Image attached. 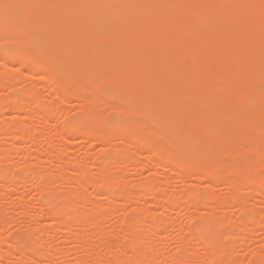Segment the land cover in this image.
Returning a JSON list of instances; mask_svg holds the SVG:
<instances>
[{"label":"bare ground","instance_id":"6f19581e","mask_svg":"<svg viewBox=\"0 0 264 264\" xmlns=\"http://www.w3.org/2000/svg\"><path fill=\"white\" fill-rule=\"evenodd\" d=\"M148 1V4H144L140 0H0V90L9 93L6 98L0 97V163L6 160L2 152L6 146L9 151H14L18 155L22 151L29 153L30 148L26 147L27 143H29L27 146L32 145L30 147L35 148L33 154L25 156V161L29 163L27 165L29 168L26 169L28 172L25 170L28 174H21L22 167L20 168V163L16 165L17 161L14 162L15 168L10 163L7 169L0 170V187L4 188V193H0V196L11 195L9 197L11 198L17 195V186H30L29 190L33 187L41 206L38 211L37 208L34 210L31 207V213L25 212L27 210L26 206H23L25 202L23 195L17 196L16 200L14 198L16 203L13 202L15 204L12 206L18 204L25 207L21 216L24 214L28 219H51L53 222L47 228L38 227L36 237L34 232L33 238L31 234L30 237L25 236V241L27 237L29 239L28 243L23 241V244L20 245V242L17 244L21 241L22 234L19 236L20 240L17 239V243L7 241L6 238L3 241L1 238L0 264H31L33 261H38L40 264L39 260L46 261L52 253L48 250L50 246L44 247L45 238L49 239L48 233L51 230L54 231V233L51 231L54 236L56 231L57 235L74 237V241L78 244L80 241V244L78 246L76 244L72 249L75 250L74 254L77 252L80 256L86 257V259L80 257L78 262L80 264L104 262L102 257L92 253V251L95 253V250L90 245L95 237L102 235L106 240L105 243L99 242L100 238L97 237L96 240L101 245L96 243V240L93 244L95 247L98 244L97 248L102 245L109 248L112 261L108 263H156L157 260L151 253L158 248L156 236L172 217L168 218L164 213L166 216L155 218L151 215V210V212L145 210L143 213L140 209L138 211L137 207L132 209L134 206L131 211L128 210L127 213H131H128V218L122 220L121 224L126 228L123 236L126 235L130 242L127 246L126 259L125 254L121 252L122 255L124 254L122 259V255H119L122 249H118L115 243L116 231L120 226L119 219L115 230L110 229L111 234L103 233L100 222L104 220L103 214L109 216L113 210L116 211L117 200L121 197L129 199L130 202L141 200L148 204L146 207L156 206L161 212H169L170 207L175 203L176 192L168 188L165 191L162 186L166 183L154 178L153 174L166 172L165 174L170 178L174 176L173 178L177 177L180 181L189 178L191 180L192 175L203 174L205 166L211 167V165L217 167L212 166L213 168L207 169L205 178H192L193 182L197 179L204 180L207 183L204 189L193 183L187 188L186 185L184 189L186 195L183 197L185 199L183 205L188 203L186 206L193 210H198L200 206L204 209L194 226L193 240L205 250L203 251L205 263L207 261L208 264H240L241 260L233 255L237 245L234 246L235 248L230 246L233 243L223 246L221 242L231 233L235 235V229L236 232L241 228L250 232L249 228L255 224L254 221H258L246 201H248L247 193L256 194L264 200V164L261 162L264 161V138L251 133L256 132L260 135L258 124L262 118L255 109H246L245 123L235 125L233 115L243 109V105L231 99L242 95L259 76L256 66L258 62H255L253 56L257 53L259 57H264V0ZM92 7H99V13L89 12ZM147 12H152V16H147ZM239 17L247 19V26H237L236 21ZM208 21L211 23L210 27L206 24ZM224 21H228L231 26L224 34L222 33L220 41L216 42L215 29ZM98 24L111 25L112 29L103 30L101 26V28L97 26ZM153 27L156 31H153ZM86 33H90L91 38L83 39L82 36ZM127 35L131 37L128 45L142 49L151 48L156 52L157 58L153 60L149 57L153 52L147 55L144 51L139 55L135 53L127 60L124 57L126 60L123 62L124 69L120 70L122 73L117 71V76L103 69V59L87 60L99 53L104 56L112 54L115 59V56H119L124 50L122 45L125 44L124 37ZM103 38L109 40V43L103 48L99 49L100 46L98 49L94 48V43ZM242 42L244 46L239 47V52L250 57L244 62L234 61L231 53L220 52L221 45L229 46ZM105 58L107 61L108 58L106 56ZM82 60L88 61L83 66L87 67L89 73L87 82L93 85V90H88L90 88H85L86 84H82L83 80L80 78L82 74L79 72L81 70L77 65ZM213 65H216V76L226 82L219 91L212 81L199 78L209 68L212 70ZM235 65L247 73L242 75L232 72L231 68ZM22 69L26 71L22 77L16 75L20 74ZM211 74L213 73L210 72L209 75ZM122 75L124 79L133 77V81H121V78L119 80V76ZM38 77L37 80L44 82L42 86L49 89L47 95H42L45 98L48 96V99L50 97L52 100L48 101L51 103H48L47 99L45 102L44 98L38 95L36 91L39 86L37 88L36 85L32 86L31 82H36L35 78ZM180 77L184 79L180 80ZM21 79L27 83L29 81L27 87L31 85V88L17 90L15 86ZM237 85L241 88L236 87ZM123 91L127 93L121 96L120 92ZM263 98L264 91L259 90L250 96L248 103L258 102ZM70 100L81 103L78 108L80 106L82 108L80 107L81 109H78L79 111L70 120L68 119L65 125L63 123L59 129L55 127L54 130L52 129L53 133L50 132L53 137L58 138L63 149L49 142L44 147L39 143L43 139L38 138L40 141L37 142L39 137L37 134L51 123L54 113L59 111L65 113V110L66 112L69 110L58 107L59 102L66 104ZM178 102H187L188 106L178 105L176 109L171 110V105ZM199 105H203V109L199 110ZM220 105L225 106L222 112L218 111ZM260 111L262 112L263 109ZM214 112L215 118L211 119V114ZM30 117H34V120ZM178 123L185 124L186 128L179 129ZM76 137L91 142L92 138L95 143L102 146V148L99 146L98 154L96 153L98 160L95 163L92 161L93 158L89 159V153L87 155L85 153L86 156L80 159L73 157L71 145ZM235 139H241L243 143L235 144L233 143ZM43 150L46 158L49 159L48 163L54 158L52 161H56L61 166L56 175L34 172L33 168ZM144 153L150 158L152 156L157 158L156 162L148 163L154 171L153 176H148L140 184L138 192L133 193L127 186L125 189H120L119 184L122 181L119 180L126 174L121 177L119 176L121 173L113 169H117L119 163L126 166V162L138 160L142 164L146 161L141 159ZM145 155L144 159H146ZM254 157L263 160L258 158L260 160L258 161ZM148 165H144L145 168ZM92 168L97 170L96 175L92 174ZM31 178H36L35 184ZM57 180L69 189L63 193L57 191L54 187ZM218 181L229 190L227 197L223 194V197L221 194L218 196L215 194V183ZM100 185L103 187L101 191L97 190ZM7 206L0 208V237L5 227L3 222L6 219L3 218L9 213L6 210ZM228 206H235V209L244 215L246 221L242 219L237 220L238 222L231 221L230 218L229 222L228 220L223 222L226 217H230L229 212L225 211ZM96 217L102 220L97 221ZM220 218L224 219L220 220ZM227 222H233L235 226ZM225 223L235 229L231 232ZM86 228H89V232ZM27 229L29 230L30 227ZM19 230L23 233L25 228ZM26 230L25 233H28ZM179 230L180 227L177 231ZM83 231L88 232L87 238H83L85 235L82 237ZM16 232L19 235V231ZM239 234L236 237H240ZM16 238L18 236L15 240ZM157 240H159L158 236ZM189 244L181 240L180 254L169 264H186V260L198 256L194 251L188 259V252L185 253L187 251L185 249ZM157 250L159 249L154 252ZM122 251L125 252L124 249ZM64 253L65 251L62 252ZM153 255L157 259L158 254ZM82 259L83 263H81ZM68 261L66 260V264L69 263ZM249 264H264V258L250 261Z\"/></svg>","mask_w":264,"mask_h":264},{"label":"rangeland","instance_id":"374dc122","mask_svg":"<svg viewBox=\"0 0 264 264\" xmlns=\"http://www.w3.org/2000/svg\"><path fill=\"white\" fill-rule=\"evenodd\" d=\"M140 1H142L144 4H148L149 3V1L148 0H140ZM100 8L99 7H92V9L90 8L89 9V12H91V13H93V14H98L99 13V10ZM226 11V10H225ZM147 16H149V17H151L152 16V12H147ZM245 21V22H244ZM207 24V26H209L211 23L208 21V23H206ZM236 24H237V26H239V27H244V26H247V19L245 18V17H239L238 19H237V21H236ZM239 24V25H238ZM98 27H102V29L103 30H107V31H109V30H111L112 29V26L111 25H101V24H98L97 25ZM231 25H230V23L228 22V21H224L218 28H216L215 29V34H216V42H219L220 40L219 39H221L222 38V33L224 34V32L225 31H227L228 29H229V27H230ZM100 27V28H101ZM210 27V26H209ZM111 28V29H110ZM153 29V31H156V28H152ZM217 30V31H216ZM218 33H219V35H218ZM217 36H218V38H217ZM82 38L83 39H89V38H91V34L90 33H86V34H84L83 36H82ZM131 40V37H130V35H127V36H125L124 37V41H125V44L124 45H122V49H124L123 51H122V53L119 55V56H115V59H114V56L112 55V54H107V55H105L108 59H107V61H105V56L104 55H102V54H97V55H95V57H89L87 60L89 61V60H94V59H96V58H101V59H103V61H104V70L106 71V72H108V70H109V73H111V75H113L114 73V75L115 76H117V73L119 72H121V71H123L122 69H124V61H126L127 60V58H129V57H131V56H134L135 55V53H138V55H139V53L141 54V53H143V51L147 54V55H149L150 54V52L152 53L153 52V50L151 49V48H145V49H142V48H139V47H137V46H131V45H128L127 43L129 42ZM109 43V40H107V39H105V38H103V39H99V40H97L95 43H94V45H93V47L95 48V47H97V49H98V46H100L99 47V49L100 48H103V47H105L107 44ZM223 46V47H222ZM244 46V44H243V42L240 44V43H238V44H231V45H229V46H224V45H221L220 47V52L221 53H231L232 54V58H233V60L234 61H237V62H244V61H246V60H248L250 57L249 56H245V55H243V54H241L240 52H239V47H243ZM149 49H151V50H149ZM231 51V52H230ZM237 51V52H236ZM233 52V53H232ZM234 54V55H233ZM137 55V54H136ZM122 56V57H121ZM121 57V58H120ZM126 58V60H125V58ZM149 57H151L152 59L153 58H157V54H156V52H153V54H150L149 55ZM253 57H255V58H253L254 60H255V62L257 63L256 64V66H257V70L259 71V76H258V78L256 77L255 79H254V81L252 82V84H250V86L247 88V90L244 92V93H242V95H240L239 97H233L232 99H231V101H233V102H235V103H238L239 105H243V109H241V110H239L235 115H233V118H234V121L236 122V126H238L239 124H242V123H245V111H246V109H255V110H257L258 111V113H259V116L262 118V120L260 121V124H258L259 125V130L260 131H258L259 132V134L260 135H258V133H256V132H251L252 134L254 133V135H256V136H259L260 138H264V98L263 99H261L260 101H258V102H249L248 103V100H249V98H250V96L253 94V93H255V92H257V91H264V57H259L258 55H257V53H255V55L253 56ZM109 58H111L110 60H109ZM258 61H257V60ZM154 60V59H153ZM164 60V59H163ZM88 61H84V60H82L81 62H79L77 65H78V67H79V69L81 70V71H79L80 72V74H82L81 75V77L80 78H82V84H86V85H84L85 86V88H90V89H88V90H93L94 88H93V85L92 84H89L88 82H87V80H88V78H89V73H88V71H87V67H85L84 68V66L83 65H86V63L88 62ZM110 61H112V62H110ZM106 62V63H105ZM123 64V65H122ZM156 65V64H155ZM106 67H108V69L106 68ZM215 67H216V65H213V67L211 68L212 70H210V68H209V70L207 71V72H205V73H203V74H201L200 75V77L199 78H202V79H205V80H207V81H212L213 82V84L215 85V88L219 91V90H221L225 85H226V82H225V80H222L221 78H219V76H216V69H215ZM23 70V71H22ZM21 71H20V74L19 73H17V72H15V74L16 75H19V76H21L22 77V75L26 72L25 71V69H22ZM121 70V71H120ZM118 71V72H117ZM231 71L232 72H235V73H240V74H242V75H244V74H246L247 72H245V71H242V69L238 66V65H235L234 67H232L231 68ZM210 72H212L213 74H211V75H209L210 74ZM22 73V74H21ZM122 73V72H121ZM84 74V75H83ZM87 74V75H86ZM262 74V75H261ZM113 75V76H114ZM119 75H121V74H119ZM123 76V75H122ZM122 76H119V80H121V81H127V82H132L133 81V77H128L126 80L124 79V76H123V78H122ZM86 80H85V79ZM121 78V79H120ZM23 79V78H22ZM20 80V81H18L17 82V84H16V89L17 90H19V89H21V88H25L26 89V87L28 86V83H29V81H28V83H27V81H25L24 82V80ZM36 80V82H34V83H32L31 82V84H32V86H34V85H36L35 87L37 88L38 86V88H37V93H38V95H40V96H42L44 99L43 100H45V99H47V101L48 100H52L50 97H49V99H48V96H46V98L44 97V95H47V93H48V88L45 86V87H43L42 86V84L44 83L43 82V80H37V79H39V77L38 78H35ZM184 79V77H180V80H183ZM249 79V78H248ZM23 81V82H22ZM32 81H34V80H32ZM223 81V82H222ZM27 84V85H26ZM30 85V84H29ZM222 85H224V86H222ZM87 86V87H86ZM236 87H238V88H241L239 85H237ZM27 88H31V85L29 86V87H27ZM35 88V89H36ZM239 90H242V89H239ZM127 91V90H126ZM174 92H177V90H174ZM179 92V91H178ZM4 93V94H3ZM121 93V94H120ZM120 93H118V95L120 94L121 96L123 95V94H125V93H127V92H125V91H123V92H120ZM42 94H44V95H42ZM119 95V96H120ZM9 96V93L7 92V91H4V90H0V97L1 98H6V97H8ZM42 99V98H41ZM46 100H45V102H47ZM106 101H108V100H106ZM53 102V101H52ZM109 103L111 102L110 100L108 101ZM48 103H51L50 101H48ZM56 103V102H55ZM78 102H73V101H69L68 103H66V104H62V102H59V106L58 107H60V108H63V109H68L69 108V110H67V112H66V110L64 111L65 113H63V112H57V113H54V115L52 116V118H53V120H52V118H51V123H49V125H47L46 126V128H44V130H42L41 131V133H38L37 135L39 136V137H37V142L38 141H40V140H42V142H39L40 144H42L44 147L48 144V142L49 143H52V144H54L55 146H57V147H61V149H63V147L61 146V142L58 140V138L55 136V137H53V130L55 129V127L57 128V129H59L61 126H63V123H64V125L66 124V121L69 119H71L73 116H74V114L75 113H77L81 108L79 107L78 108V106H79V104L81 105V103H79L78 105ZM187 104V105H186ZM178 105H180V106H182V107H187L188 106V103L187 102H178V103H174V105L172 104L171 105V107H170V109L171 110H174V109H176L177 107H178ZM79 109V110H78ZM201 109H203V105H199V110H201ZM224 109H225V106L224 105H220L219 106V108H218V111L219 112H222V111H224ZM261 109H263V111L261 112L260 110ZM215 115H216V113L214 112V113H212L211 114V119H214L215 118ZM31 118V117H30ZM32 120H34V117H32L31 118ZM30 119V120H31ZM177 127L179 128V129H182V130H184L185 128H186V126H185V124H182V123H178L177 124ZM47 128H48V130H47ZM53 129V130H52ZM50 132H52V133H50ZM262 132V133H261ZM44 133H46V134H44ZM41 134V135H40ZM261 134H263V135H261ZM38 138H40V140L38 139ZM86 140V141H85ZM84 141L79 137V138H75V139H73L72 140V145H71V148H72V154L74 155L73 157L74 158H77V159H80V158H82V157H84V156H86L88 153L90 154V157H89V159H91V158H93L92 159V161L95 163L97 160H98V157H97V154H98V151H99V149L100 148H102V146L101 145H99V144H97V143H95V141L91 138V140H92V142L90 141V140H88V139H85ZM83 141V142H82ZM215 141H216V139H215ZM94 142V143H93ZM59 143V144H58ZM233 143H235V144H242L243 143V140H241V139H235V140H233ZM27 145H29V143H27ZM26 145V147L27 148H30L29 149V153H25V152H23V153H25L24 155H23V153L22 152H20L19 153V155L17 154V153H15L14 151H9L8 150V146H6L5 147V149L2 151L3 152V154L5 155V158H6V160H5V162L4 161H1V163H3V164H1L0 163V170H4V169H7L8 167V165L10 166V163H11V165H12V167L13 168H15V164H14V162L15 161H17L16 162V165H17V163H20L21 164V166H20V168H21V170L23 171V172H21V170H20V168L18 169L20 172H21V174H28L27 172V170L26 169H28L27 168V165H29V163L27 162V161H25V156L27 155V154H33V152H34V150H35V148H34V146L33 147H30V146H32V145H30V146H27ZM59 145V146H58ZM91 145H93V146H91ZM95 145L97 146V147H95ZM99 146H100V148H99ZM119 146H120V144H119ZM25 147V149H27ZM43 147V148H44ZM24 149V150H25ZM26 151V150H25ZM27 151H28V149H27ZM46 152V151H45ZM85 153H86V155H85ZM93 153V154H92ZM97 153V154H96ZM7 154V155H6ZM16 154V155H15ZM96 154V155H95ZM146 154V155H145ZM22 156V158H21V156ZM130 155V154H129ZM144 155H145V157H146V159H144ZM132 156V155H131ZM24 157V158H23ZM14 158V159H13ZM40 159L38 160V161H36V163L37 164H35L36 166H34V168H33V170H34V172H36V173H38V171H39V173L41 172V173H43V174H48V175H56L57 173H58V171H59V169H60V165L56 162V161H52V159L54 160V158H52L51 160H50V162L48 163L47 162V160H49L48 158H46V153L44 154V150L43 151H41V155H40V157H39ZM254 158H257V160L258 161H260V160H263V159H260L259 157H254ZM260 160H259V159ZM141 159L143 160V161H145V162H143L142 164H143V166L144 165H148V163L149 162H151V161H154V162H156L157 161V158L156 157H151L150 158V156H148V154L147 153H144L143 154V157H141ZM140 159V160H141ZM20 160V161H19ZM41 160V161H40ZM9 161V162H8ZM25 161V162H24ZM46 162V163H45ZM132 162V163H131ZM130 163H128V162H126V166H124V164L122 163V165H123V168H122V165L119 163V165L121 166H118V168H119V171H118V168L117 169H113V170H116L117 172H119V174L121 173V175H119V176H121L122 177V175H125V176H123L119 181H122L120 184H119V188L121 189H125L126 188V186H127V188H129L130 189V191H132L133 193L134 192H138V190H139V186H140V184L141 183H143L144 181H145V179H147V177L148 176H153V175H155L154 176V178H156V179H158V180H163L166 184L164 185V186H162V188L166 191L167 190V188L168 189H170V190H174L176 193H175V196H176V198L178 199V198H180V197H184V195H186L185 193H184V189H186L187 187H189V186H191V184L193 183V184H195V185H197V186H200L201 187V189L204 187H206V185H207V183L203 180H198L199 178H205L204 177V175H206V170L207 169H211V168H213V167H217L216 165H211V167L210 166H205V171L203 172V174H198V176L197 175H192L193 177V179H195V177H197L198 179V182H199V184H198V182H196L197 180H195L194 182H193V180H192V178H191V180H189V179H185V180H181L180 181V179L179 178H177V177H175V178H173V177H171L170 178V176H168L167 174H165L166 172H160V173H158V174H153L152 175V173L154 172L153 170H151L152 168L148 165V167H146L145 168V166H144V169H143V166H141L142 164L141 163H139L138 162V160L137 161H131ZM261 162H263V164H264V161H261ZM27 163V164H26ZM38 165V166H37ZM134 165V166H133ZM213 166V167H212ZM2 167H6V168H2ZM11 167V169H13ZM43 167V168H42ZM137 167V168H136ZM149 167H150V170H149ZM170 167V166H169ZM168 167V168H169ZM121 168V169H120ZM140 168V169H139ZM148 168V169H147ZM10 169V168H9ZM13 170H17V169H13ZM27 172H26V171ZM112 170V171H113ZM121 170V171H120ZM140 170V171H139ZM91 172H92V174L93 175H96V173H97V170L95 169V168H92V170H91ZM115 172V171H114ZM113 172V173H114ZM38 173V174H39ZM151 173V174H150ZM149 174V175H148ZM195 174V173H194ZM167 175V176H166ZM135 177V178H134ZM126 178V179H125ZM169 178V179H168ZM202 178V179H203ZM142 179H144V180H142ZM178 179V180H177ZM34 181L33 182V184H35V180H36V178H34V179H32L31 178V181ZM170 180V181H169ZM58 181V180H57ZM60 181V180H59ZM56 182L55 181V183H54V187L57 189V191H59V192H62L63 193V191L64 192H66L68 189H69V187L68 186H65L61 181L60 182ZM141 181V182H140ZM168 181V182H167ZM179 181V182H178ZM129 182H131V183H129ZM182 182V184H180ZM57 183V184H56ZM130 185H129V184ZM30 184H32V182H30ZM29 184V185H30ZM190 184V185H189ZM216 185H215V188H214V192H215V194L218 196L219 194H221V196L223 197V195H226V197L228 196V192L227 191H229L228 189H226L221 183H219V181L218 182H216L215 183ZM3 185H5V184H3ZM2 185V186H3ZM18 185H21V184H18ZM187 185V186H186ZM202 185V186H201ZM33 186V185H32ZM59 186V187H58ZM61 186V187H60ZM185 186H186V188H185ZM18 188H17V192H18V194L17 195H14V196H12L11 198H9L10 196L8 195H3V194H1L2 196H0V197H2V198H0V203L2 202V204H0V208H3V207H5V206H7L8 207V209H6V208H4V210L6 209L7 211H9V213H7V214H9V215H7L6 214V216L8 217H5V218H3L5 221L3 222L4 224V229H3V232H2V236L0 237V239L2 238V240L4 241V239L5 240H7V241H10V242H13V243H17L16 241H17V239L18 240H20V237H21V241H18V243L17 244H19V242H20V245H21V243L23 244L24 242L26 243V241L27 240H29L28 239V237H30L29 235L31 234V237L33 238V232H34V234H35V237L37 236L36 234H37V230L40 228V229H42V227L43 228H47V227H49L50 225H51V223H53L52 221H51V219L50 220H48V219H45V220H38V219H28V218H26L25 217V215L23 214V216H21L22 215V213H23V211L25 210V207L23 208V207H21V206H18V204H16V205H14V206H12V204H15L16 203V197L18 196V197H20V196H22L23 195V202L25 201L26 203H27V205H25L26 203L24 202L23 203V206H26V210L27 211H25V212H27L28 213V211H29V213H31L30 212V210H32V208L34 209V210H36V208H37V210L36 211H38V208L39 207H41L40 205H39V202H38V198H37V194H36V192L34 191V188L33 187H31L30 189L31 190H29V187L30 186H24V187H22V186H17ZM67 189H66V188ZM199 187V188H200ZM1 189H2V191H1V189H0V193H4V188L3 187H0ZM20 188V189H19ZM28 188V189H27ZM65 188V189H64ZM102 185H100L98 188H97V190H102ZM203 188V189H204ZM25 189V190H24ZM181 190V191H180ZM35 192V193H34ZM218 192V193H217ZM179 193H181V195L179 194ZM182 194H183V196H182ZM223 194V195H222ZM248 195H247V199H248V201H246L247 202V206H248V208L250 209V210H252L254 213H255V216H256V221L257 222H255L254 221V223L255 224H257V225H255V224H253V226L251 227V228H249V229H251L250 230V232L249 231H247L246 229H244V228H241L240 230L238 229L237 230V232H236V229L233 227V228H230L231 227V225H228V224H232V225H234L233 224V222H230V223H228L229 222V220H230V218H231V221H239V219L241 220H245L246 221V219L244 218V215H242L241 213H239V211L238 210H236L235 209V206L234 207H230V206H228V208L226 207L225 209H227V210H225V211H228L229 212V214H231V215H229L228 214V216H230V217H226V219H224V218H220V220H222V219H224V220H222L223 222H226V220H228V224L227 223H225V225L227 224V228H228V226H229V229L231 230V232L233 231V229H235V235L234 234H232L231 233V235H229L227 238H223V241L221 242L222 243V245L223 246H227V244H231V243H233L232 245H230L231 247L233 246H235V245H237V246H235L234 248H235V253H233V255H235L236 256V258L238 259L239 258V260H241V262L239 261V263L240 264H246V262H247V264H249L250 263V261H255L256 259L258 260V259H262V257L264 258V200L263 199H261V197H258V195L256 196V194L254 195V194H252V193H247ZM20 195V196H19ZM7 197V198H6ZM145 197H147V196H145ZM220 197V196H219ZM221 197V198H222ZM14 198H15V200H14ZM35 198V199H34ZM175 198V203H174V205H172L171 207H170V211L169 212H163V214H162V212H161V209L159 208V207H156V206H151V207H146V206H148V204L147 203H144L143 201L141 202V200H139V201H137V200H134L133 202H130L129 201V199H126V198H123V197H121V198H119V200H117V206H118V208L116 207L115 209H116V211L115 210H113L112 212H111V214L109 215V216H107L106 214V216L103 214V218H104V220L103 221H100V220H102V218L99 220V219H97V217H96V219H97V221L99 220L100 222H102V224H101V230H102V232L103 233H109V234H111L112 233V231L113 230H115L114 228H115V226L116 225H118V222L120 223L119 225L121 226L122 225V227H120L119 226V230H121V231H116L117 232V235H116V240H118V241H116L115 240V243L117 244V247H118V249H124L125 250V252H123L122 250L119 252L120 254V256L122 255V253H124L125 254V259H126V256H127V246H128V244H129V242H130V240L126 237V235L125 236H123V233H125L124 231L126 230V228H125V225H123V224H121V222H123L124 221V219H127L128 218V215L131 213H127V211L128 210H130L131 211V208L132 209H136V207L138 208L137 210L139 211V209L141 210V212H143L144 213V211L145 210H151L152 211V213H151V215L152 216H155V218L156 217H164V215L166 214V215H168V218L169 217H172V218H169L168 220V222H167V224H169V225H167V224H165V226L161 229V232H160V234L158 233V237H159V240H157V236H156V243L158 244H156V247H158V248H156V249H159V250H157L156 252H154V250H156V249H154V250H152V256L155 258V260H157L156 261V263L154 262L153 264H169V262L170 261H172V259L173 258H177L178 256H179V254H180V251H179V242L181 241V240H184V241H186V243L188 242V244L189 243H191V244H193V245H191V244H189V245H187V247H186V249L185 250H187L185 253H187V257H188V259H189V257L191 256V252H194V251H196L197 253H198V256H196V257H194L193 259L192 258H190L188 261L186 260V264H208V262L206 261V263H205V260H204V253L205 252H203V251H205L201 246H199V245H197L196 244V242L193 240V238H195V236L193 235V233H194V226L197 224V222H198V218H199V216H200V213L201 212H203V207H201L200 206V208H198V210H193V208H188L187 206H186V204L188 205V203H186L185 205H183L184 203H185V199L183 198V199H176ZM225 198V197H224ZM13 200V201H12ZM36 200H37V203H36ZM177 200V201H176ZM13 202H15V203H13ZM177 202H182L181 204L180 203H177ZM10 203V204H9ZM35 203V204H34ZM11 205V206H10ZM181 205V206H180ZM183 205V206H182ZM231 205V204H230ZM3 206V207H2ZM10 206V207H9ZM179 206V207H178ZM17 207H19V208H17ZM29 207L31 208V209H29ZM123 207V208H122ZM175 207V208H174ZM22 208V209H21ZM173 208V209H172ZM186 208V209H185ZM202 208V209H201ZM230 208V209H229ZM24 209V210H23ZM40 209V208H39ZM126 209V210H125ZM201 209V210H200ZM11 210V211H10ZM22 212H21V211ZM34 210L32 211V212H34ZM7 211H4L5 213L7 212ZM35 211V212H36ZM150 211V212H151ZM234 211V212H233ZM237 211H238V213H237ZM20 212H21V214H20ZM133 212V211H132ZM171 212H173V213H171ZM176 212V213H175ZM190 212V213H189ZM198 212V213H197ZM165 213V214H164ZM186 213H189V214H186ZM195 213V214H194ZM234 213V214H233ZM175 214H176V216H175ZM238 214V215H237ZM165 215V216H166ZM197 215V216H196ZM219 215V214H218ZM233 218H232V217ZM102 217V216H101ZM108 217V218H107ZM121 217H122V219H121ZM261 217V218H260ZM99 218H100V216H99ZM105 218L107 219V221H105ZM173 218H175V220L173 219ZM237 218V219H236ZM9 219V220H8ZM119 219V221L117 222V220ZM121 219V220H120ZM171 219V220H170ZM36 220V221H35ZM123 220V221H122ZM3 221V220H2ZM28 221V222H27ZM237 221V222H238ZM25 222V223H24ZM260 222V225L258 226V223ZM27 223V224H26ZM40 224V225H39ZM45 224H47V225H45ZM188 225V226H187ZM13 226V227H12ZM27 226V227H26ZM46 226V227H45ZM235 226V225H234ZM28 227H30V229L28 230L27 228ZM33 227V228H32ZM39 227V228H38ZM179 227H180V230H179V232L177 231L178 229H179ZM182 227V228H181ZM185 227V228H184ZM19 228H21V229H24L25 228V230L29 233H25V230H24V232H23V230H22V232L24 233H21V230H19ZM34 228H36V229H34ZM38 228V229H37ZM123 228V229H122ZM125 228V229H124ZM166 228V229H165ZM187 228V229H186ZM34 229V231H31V230H33ZM83 229H85V228H83ZM82 229V230H83ZM87 230L86 231H88L89 230V228H86ZM112 231H111V230ZM175 229H177V230H175ZM183 229H184V231H183ZM248 229V228H247ZM9 230V231H8ZM36 230V231H35ZM117 230V229H116ZM252 230H253V232H252ZM255 230V231H254ZM16 231H19V235H18V233L16 232ZM29 231H31V233L29 232ZM51 231H53V230H51ZM51 231H49V235L51 236H49L48 234H47V236H49V239H47V238H45V245H44V243H43V245H44V247H48L49 248V246H50V248L48 249L49 250V252H52V253H50V255H51V257H47L48 259L45 261L44 259H42L41 261L39 260V263L40 264H66V260L70 263V264H75L76 262V264H80V263H78L79 262V259H80V257H82V258H84V259H86V257L85 256H80L79 255V253H77L76 252V254H74V251L75 250H72L73 248H75V246H76V244H77V246L80 244V241H78L79 242V244L77 243V241L75 242L74 241V239L72 238V236H60V234H58L57 235V232L55 231V236H54V231H53V233L51 232ZM86 231H83V233L85 232V234H83L82 233V237H83V235H85L83 238H87V233L89 232H87L86 233ZM105 231V232H104ZM108 231V232H107ZM111 231V232H110ZM191 231V232H190ZM51 232V233H50ZM184 232H189L188 234L187 233H184ZM233 232V233H234ZM248 232V233H247ZM179 235H178V234ZM181 233V234H180ZM183 233V234H182ZM243 234L244 235V237H243V235H240V234ZM17 234V235H16ZM22 234V236H20ZM120 234V235H119ZM191 234V235H190ZM239 234V236L240 237H236L237 235ZM18 236V238H16V240H15V237L16 236ZM53 235V236H52ZM186 235V236H185ZM189 235V236H188ZM249 235H251V236H249ZM5 236V237H4ZM7 236V237H6ZM15 236V237H14ZM20 236V237H19ZM25 236H28L26 239V241H25ZM81 236V235H80ZM103 236V235H102ZM102 236H97L98 238H100L99 239V242H101L102 244L103 243H105V238H103ZM119 236V237H118ZM193 236V237H192ZM227 236V235H226ZM233 236H234V238H233ZM13 237V238H12ZM34 237V238H35ZM97 237H95L93 240H94V242H95V240L96 239H98ZM122 237H126V238H122ZM173 237H174V239H173ZM231 237V238H230ZM24 238V239H23ZM150 238H151V236H150ZM189 238V239H188ZM237 238V239H236ZM239 238V239H238ZM248 238V239H247ZM9 239V240H8ZM103 239V240H102ZM228 239V240H227ZM247 239V240H246ZM14 240V241H13ZM103 242H102V241ZM121 240H122V242H121ZM148 240H150V239H148ZM238 240V241H237ZM1 241V240H0ZM24 241V242H23ZM30 241H31V238H30ZM171 241V242H170ZM236 243H235V242ZM94 242H92L90 245L92 246L91 248L93 249V250H95V253H94V251H92V253L95 255V256H99V257H102L103 259H104V262L102 261H97L96 263H98V264H111V263H108V262H111L112 261V255H110V250H108L109 248H105V246L104 245H102V246H100V248H97L98 247V241L96 240V243H98V244H96V246L97 247H95V245L93 244ZM239 242V243H238ZM246 242V243H245ZM27 243H28V241H27ZM47 243V244H46ZM65 243V244H64ZM75 243V244H74ZM122 243V244H121ZM241 243H242V245L244 246H241ZM122 246H121V245ZM160 244V245H159ZM99 245H101V244H99ZM121 246V248H120V246ZM165 245H167L166 247L167 248H165ZM238 245H240V246H238ZM246 245V246H245ZM94 246V247H93ZM104 246V247H103ZM61 247V248H60ZM67 247V248H66ZM69 247V248H68ZM71 247V248H70ZM246 247V248H245ZM259 249H258V248ZM63 248V249H62ZM65 248V249H64ZM162 248V249H161ZM188 248H190V249H188ZM68 249V250H67ZM203 249V250H202ZM241 249V250H240ZM116 250V249H115ZM163 250V251H162ZM65 251V253L64 254H62V252H64ZM68 251V252H67ZM72 251V252H71ZM161 251V252H160ZM260 251V252H259ZM263 251V252H262ZM54 252V253H53ZM122 252V253H121ZM154 252V253H153ZM59 253V254H58ZM251 253H254V254H251ZM124 254L122 255V259H124ZM153 254H158L157 255V259H156V257L153 255ZM56 255V256H55ZM82 255V254H81ZM190 255V256H189ZM239 255V256H238ZM260 255H261V257H260ZM54 256V257H53ZM61 256H62V258H61ZM79 258H78V257ZM234 256V257H235ZM241 256V257H240ZM78 258V260H77V258ZM106 257V258H105ZM172 257V258H171ZM186 257V258H187ZM55 258V259H54ZM76 258V259H75ZM163 258H165V259H163ZM166 258H170V259H167L166 260ZM236 258H234V259H236ZM242 258V259H241ZM54 261H53V260ZM106 259V260H105ZM50 262H49V261ZM71 260V261H70ZM75 260V261H74ZM169 260V261H168ZM57 261V262H56ZM82 262L81 263H83V259L81 260ZM164 261V262H163ZM189 261H190V263H189ZM34 262V261H33ZM31 263V264H38V261H36V262H34V263ZM65 262V263H64ZM123 262V261H122ZM122 262H120V263H122ZM183 262H185V261H183ZM188 262V263H187ZM5 263V262H4ZM68 263V264H69ZM123 264V263H122ZM171 264V263H170ZM174 264V263H173ZM183 264H185V263H183Z\"/></svg>","mask_w":264,"mask_h":264}]
</instances>
